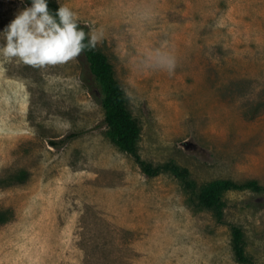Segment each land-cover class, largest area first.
Masks as SVG:
<instances>
[{"label": "rangeland", "instance_id": "374dc122", "mask_svg": "<svg viewBox=\"0 0 264 264\" xmlns=\"http://www.w3.org/2000/svg\"><path fill=\"white\" fill-rule=\"evenodd\" d=\"M58 2L98 36L140 122V156L186 167L196 193L168 171L146 177L112 142L79 56L43 67L0 61V264H134L143 234L222 251L225 263L231 251L237 264L232 224L264 264V193L223 192L222 223L197 204L214 180L264 185V0ZM28 6L0 0V32ZM157 54L175 59L172 73Z\"/></svg>", "mask_w": 264, "mask_h": 264}, {"label": "trees", "instance_id": "16d2710c", "mask_svg": "<svg viewBox=\"0 0 264 264\" xmlns=\"http://www.w3.org/2000/svg\"><path fill=\"white\" fill-rule=\"evenodd\" d=\"M30 4V0H24ZM48 7L51 11L57 10L60 5L55 0H49ZM79 26L88 33V27L77 21ZM87 43V39L85 41ZM82 64L81 80L92 93L95 100L102 106L104 111L103 123L107 128V135L113 143L123 152L132 157L141 173L146 177H154L162 172L168 171L178 178L185 190L196 193V184L190 178V172L186 167L180 166L170 160L164 163L154 164L143 159L139 154L138 141L141 134V126L138 118L134 117L128 108V98L120 82L115 77L113 66L107 55L98 48L86 49L79 55ZM92 86L98 89V95L92 91ZM256 116V115H255ZM77 133L71 132L57 140H50V146L54 148L62 147ZM17 175L16 182L25 179V172ZM11 179L10 181L14 180ZM250 189L257 193H264V185L255 179L244 182H235L230 179H218L210 182L197 193V204L203 208L213 211L217 221L222 223L225 202L221 195L227 190ZM7 211H0V223L7 218ZM231 243L235 261L240 264H255L245 253L244 233L238 226L232 224Z\"/></svg>", "mask_w": 264, "mask_h": 264}, {"label": "clouds", "instance_id": "9594fccd", "mask_svg": "<svg viewBox=\"0 0 264 264\" xmlns=\"http://www.w3.org/2000/svg\"><path fill=\"white\" fill-rule=\"evenodd\" d=\"M48 2L30 0V6L19 11L0 32L4 40L0 45V61L16 59L26 65L43 67L66 63L95 47L98 36L87 34L71 9L60 6L53 12ZM155 63L169 73L176 67L175 59L164 54H157Z\"/></svg>", "mask_w": 264, "mask_h": 264}, {"label": "crops", "instance_id": "0c3cea01", "mask_svg": "<svg viewBox=\"0 0 264 264\" xmlns=\"http://www.w3.org/2000/svg\"><path fill=\"white\" fill-rule=\"evenodd\" d=\"M148 238L143 234L133 242L134 264H231V251L225 263L222 251L211 252L197 246H166L160 240L151 242Z\"/></svg>", "mask_w": 264, "mask_h": 264}]
</instances>
